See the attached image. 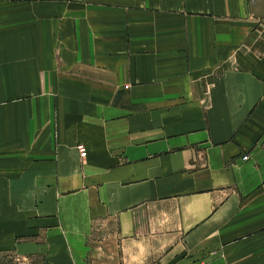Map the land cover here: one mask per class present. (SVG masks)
<instances>
[{"label":"crops","instance_id":"0c3cea01","mask_svg":"<svg viewBox=\"0 0 264 264\" xmlns=\"http://www.w3.org/2000/svg\"><path fill=\"white\" fill-rule=\"evenodd\" d=\"M0 264H264V0H0Z\"/></svg>","mask_w":264,"mask_h":264},{"label":"built area","instance_id":"2783aa9c","mask_svg":"<svg viewBox=\"0 0 264 264\" xmlns=\"http://www.w3.org/2000/svg\"><path fill=\"white\" fill-rule=\"evenodd\" d=\"M79 152H80L81 157L84 158L85 157L84 149L79 148ZM247 159H248L247 157H244L242 160L243 161H246Z\"/></svg>","mask_w":264,"mask_h":264}]
</instances>
